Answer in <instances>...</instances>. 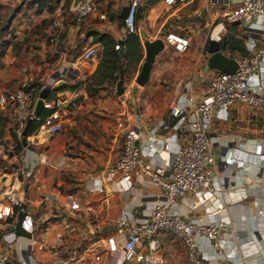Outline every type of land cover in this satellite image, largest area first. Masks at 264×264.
I'll list each match as a JSON object with an SVG mask.
<instances>
[{"label": "crops", "instance_id": "crops-1", "mask_svg": "<svg viewBox=\"0 0 264 264\" xmlns=\"http://www.w3.org/2000/svg\"><path fill=\"white\" fill-rule=\"evenodd\" d=\"M243 1L189 0L168 7L163 0H141L136 17L140 61H137L139 51L132 50L120 18L126 7L124 0H96L97 12L81 23L73 19L75 0L34 3L42 23L38 26L43 29V21H47L43 32L48 35L46 40L34 37L37 40L30 48L33 58L22 66L13 63L11 57L3 60L0 90L11 91L24 81H35L41 89L37 90L30 109L33 115L39 94L48 89L44 104L54 113L47 118L62 124L63 131L48 137L41 124L28 133L26 146L23 138L19 140L23 145L21 151L10 156L8 163L10 167L13 165V172L2 179L4 192L0 201L5 202L7 195H13L26 204L36 227L32 238L37 242L31 247L28 242L31 235L20 237L6 248L12 260L17 264H59L58 260L67 264H112L113 258L120 264L121 252L111 257L107 243L115 237L120 211L126 210L130 216L145 220L154 204L166 197L144 177L134 179L128 194L123 192L124 184L118 178H110L122 138L134 129L140 136L136 145L146 162L152 165L171 162L190 133L188 122L169 115L170 105L186 104L188 98L202 99L212 78L224 69L231 70L234 67L231 62L248 53L246 28L226 22V16ZM64 13L67 20L56 29L53 20ZM101 14L104 18H100ZM252 29L257 33L258 45H263L264 17L255 21ZM94 34L111 36L121 46L122 50L117 51L123 55V63L129 64L123 68L120 97L115 93L116 84L94 82L102 53ZM170 35L188 42L184 52L168 43ZM156 40H161L164 48L154 59L148 83L139 86L136 80L145 59L144 44ZM90 47L96 49V58L82 63L80 55ZM252 79L264 90V56L258 74ZM0 120L6 125L0 126L17 125L11 106L0 107ZM21 133L12 130L16 136ZM208 141L216 156L214 193L203 205L197 204L196 195L187 194L178 200L176 210L206 224L224 220L234 230L241 227L256 230L252 235H241L240 241L225 235L219 239L217 248L200 239L199 255L207 264H264V108L249 109L237 104L227 117L219 114L212 122ZM257 145L262 146L263 156L260 159L252 156L245 170L226 162L252 154ZM29 171L37 182L26 176ZM46 196L51 197L48 204L43 202ZM71 202L78 204L77 210L70 208ZM191 202L196 204L193 211L188 208ZM211 204L220 214L209 215ZM9 221L0 220V239L9 230ZM251 241L256 250L242 255ZM159 242L162 264H190L187 250L178 238L162 234Z\"/></svg>", "mask_w": 264, "mask_h": 264}, {"label": "built area", "instance_id": "built-area-1", "mask_svg": "<svg viewBox=\"0 0 264 264\" xmlns=\"http://www.w3.org/2000/svg\"><path fill=\"white\" fill-rule=\"evenodd\" d=\"M11 2L13 0H3ZM30 1V0H28ZM127 13L123 22L126 34L136 33V17L141 0H124ZM168 7L187 3L189 0H163ZM97 12L96 0H80L74 10V21L81 23ZM66 13L53 20V27L60 29L67 20ZM264 17V0H245L236 10L226 16V22L240 23L249 35L246 41L247 55L235 61L233 73H219L210 83L205 96L200 100L188 98L186 104L173 103L169 107V115L182 122H188L190 135L184 140L183 145L173 156L169 164L152 165L141 156L136 140L140 137L136 130H128L121 143L120 152L110 168V178H118L123 183V192L128 194L134 179L144 177L150 185L160 189L166 195L164 200L154 204L148 219L138 220L130 216L126 210H121L116 221L115 237L108 240V251L112 257L121 252L120 264H162L158 256L160 250L159 237L162 234H171L178 238L187 250L190 264H207L199 255V240L204 238L212 247H219V239L230 235L234 240L240 241L241 235L248 236L256 233L254 228L241 227L232 229L224 220L203 223L194 220L189 213H180L176 210L177 202L187 194L196 195L200 205L206 204L214 193L213 165L216 156L210 151L208 133L212 122L219 114L227 117L233 106L240 104L249 109L264 108V90L253 81L258 74L260 62L264 56V44L256 42L257 33L252 29L255 21ZM100 18H104L101 14ZM168 43L178 52H184L188 42L168 36ZM119 50V46L115 47ZM97 51L90 47L80 55L82 63H88L96 58ZM27 83L21 84L11 92L0 93V107L13 108V120L21 129L24 128L27 118H33L30 107L33 104L34 91L28 88ZM47 109L50 106L44 104ZM38 120V119H37ZM41 129L48 137H52L63 131L62 124L55 123L49 118L42 123ZM165 149H168L165 146ZM254 156L260 159L263 156L261 145L255 146L253 153L244 155L243 158H230L227 163L235 164L245 170L246 165ZM34 182L37 178L30 171L26 173ZM51 197L43 198L45 204L50 203ZM72 210L78 209V204L71 202ZM190 211L196 208V204H188ZM29 209L24 202L13 195H7L5 202L0 203V220L8 222V229L0 239V264H17L10 258L6 248L12 246L20 238L16 236V227H20L31 235L28 240L31 247L37 245L32 236L36 227L28 215ZM220 214L218 208L209 205V215ZM261 214V211L259 212ZM250 237V236H249ZM248 237V238H249ZM253 241L247 242L242 255L255 251ZM100 261L99 256H95ZM111 260L112 264L116 262ZM59 264H67L58 260Z\"/></svg>", "mask_w": 264, "mask_h": 264}, {"label": "rangeland", "instance_id": "rangeland-1", "mask_svg": "<svg viewBox=\"0 0 264 264\" xmlns=\"http://www.w3.org/2000/svg\"><path fill=\"white\" fill-rule=\"evenodd\" d=\"M36 1L38 0H13L11 2L0 0V38H2L0 40L1 65L4 59L8 60V58L11 57V61L14 59L13 63L16 62L19 66H22L30 58H33V52L30 51V48L37 40L36 38L34 39V37H40L46 40L45 36H47L48 33L43 32V29L46 30L44 26L47 21L45 23L43 21V29H40L38 24L42 23L40 17L37 15V7L34 6ZM22 37H27L28 40L26 39L27 41H25ZM25 47H27L26 51L24 50ZM0 69H3V66ZM128 78L130 79L131 76ZM23 83L30 85L34 93H37L38 88L35 86V81H24ZM11 91L3 89L0 90V93ZM0 125L6 126L1 123V120ZM4 126H0V196L4 192L2 179L13 172V165L10 167L8 163L10 156L16 152V147L20 142L19 140L22 138L20 135L16 136L12 134V130H14V132H19L21 128L18 125L13 124L12 126L10 125L11 127H8V124L7 127ZM5 156H8V158L4 159ZM0 203L2 202L0 201Z\"/></svg>", "mask_w": 264, "mask_h": 264}, {"label": "trees", "instance_id": "trees-1", "mask_svg": "<svg viewBox=\"0 0 264 264\" xmlns=\"http://www.w3.org/2000/svg\"><path fill=\"white\" fill-rule=\"evenodd\" d=\"M41 3H47V2H51L53 0H38ZM74 19V17H73ZM123 23V22H122ZM128 40L130 41V43L132 44V50H138V60L140 61V59H142V53H141V45L139 42V38L137 36L136 33L134 34H128ZM94 36L97 37V43H99L102 46V53H101V59H100V63L98 66V69L96 71V74L94 76V82H96L98 85H102L105 82L111 83L113 85H115L119 79L120 73L123 70V68L126 65L129 64H125L122 61V54H119L118 51L115 49V47L118 45L116 44V42L113 40V38L111 36H109L108 34H94ZM2 38H0L1 40ZM119 46V50L121 49V46ZM122 50V49H121ZM242 51V49H241ZM130 52L127 51L126 56L127 58L129 57ZM2 67L1 63H0V68ZM35 85V84H33ZM38 90L41 89V86L39 85H35ZM29 89H32V87L29 85L28 87ZM38 93V92H37ZM37 93L33 94V102L34 99L37 97ZM32 108V106L30 107V109ZM54 113V110H47V109H43L40 112V115L38 116V120L33 119L31 127H30V131L29 133L33 132L34 130L38 129V127L43 123V121L51 116ZM30 118L28 117L26 122L29 120ZM22 143L19 142L17 147H16V151H21L22 149Z\"/></svg>", "mask_w": 264, "mask_h": 264}, {"label": "water", "instance_id": "water-1", "mask_svg": "<svg viewBox=\"0 0 264 264\" xmlns=\"http://www.w3.org/2000/svg\"><path fill=\"white\" fill-rule=\"evenodd\" d=\"M80 0H75V5L77 6V4L79 3ZM127 13V8H123L121 14H120V18L124 19ZM237 25H239L240 23H236ZM145 47V59L144 62L142 64L141 67V71L138 75V78L136 80V83L139 86H144L145 84L148 83L149 81V75H150V71L152 69L153 63H154V59L156 57L157 54H159L163 48V42L161 40H156L154 42H147L144 44ZM231 64H233V68L231 70L228 69H224L222 70L223 73H233L235 71L236 65L235 62H231ZM123 79H124V72L123 70L120 73L119 79L116 83V88H115V93L118 97L123 95ZM49 90L48 89H44L42 90V92L39 94V98L36 102L34 111H33V118H30L26 124L25 127L22 130L21 136L23 138L22 143L24 144V146H26V137L28 136V133L30 131V127L32 124L33 119L38 118L40 111L44 108V102L46 101V97L48 94ZM16 236L18 237H26V238H30V234L25 232L20 225H17L16 227Z\"/></svg>", "mask_w": 264, "mask_h": 264}]
</instances>
